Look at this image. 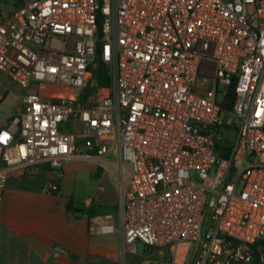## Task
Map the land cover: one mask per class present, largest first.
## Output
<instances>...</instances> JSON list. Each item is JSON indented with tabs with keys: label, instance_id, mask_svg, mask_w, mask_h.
<instances>
[{
	"label": "built area",
	"instance_id": "2783aa9c",
	"mask_svg": "<svg viewBox=\"0 0 264 264\" xmlns=\"http://www.w3.org/2000/svg\"><path fill=\"white\" fill-rule=\"evenodd\" d=\"M0 69L23 89L0 114V209L10 178L113 156L118 210L89 232L120 237V264L139 243L171 264H264V0H24L0 11Z\"/></svg>",
	"mask_w": 264,
	"mask_h": 264
},
{
	"label": "crops",
	"instance_id": "0c3cea01",
	"mask_svg": "<svg viewBox=\"0 0 264 264\" xmlns=\"http://www.w3.org/2000/svg\"><path fill=\"white\" fill-rule=\"evenodd\" d=\"M0 70L6 74L4 80L0 79V114H3L22 107L23 89L10 80L8 72ZM11 95L9 109L4 110V102ZM113 160V156H109L98 161L93 155L90 159L79 158L65 163L62 176L45 164L33 168L23 177L10 178L0 209V264H120V237L117 234L92 235L89 232L90 216L68 210L71 202L95 210L96 215L102 213H98L100 208L113 207V211L107 213L118 210L119 196L117 204L110 198L118 193L117 188L111 187L108 196L104 197L106 187L101 186L97 193L100 201L91 206L86 205L92 199L90 194L77 196L79 174L87 171L102 179L111 173ZM54 184L59 187L56 193L49 191ZM77 198L80 201L77 202ZM55 245H63L69 250V255L60 262L51 255ZM158 255L170 262L167 256ZM130 258L128 264H141L136 257Z\"/></svg>",
	"mask_w": 264,
	"mask_h": 264
},
{
	"label": "rangeland",
	"instance_id": "374dc122",
	"mask_svg": "<svg viewBox=\"0 0 264 264\" xmlns=\"http://www.w3.org/2000/svg\"><path fill=\"white\" fill-rule=\"evenodd\" d=\"M23 1L24 0H0V11L8 15L15 9L16 6H19ZM5 77H6V74L3 72H0V79L3 78L2 80H4ZM0 87L2 88L1 82H0ZM12 98H13V95L7 98V100L4 102V105H3L4 110L9 109V106L12 102L11 101ZM226 122L229 124H233L234 118L227 117ZM63 128H65L68 131H72L76 134L78 143L80 144L82 150H85L87 142H90V141L94 142V138L92 136L85 135L84 130L81 125H77V124L69 122V123H65L63 125ZM110 172L111 173L107 174V176H105L102 179L100 177L93 176L91 172H87V171L81 172L77 180V190H78L77 196H87V194H90L89 196L93 198L94 196L97 195V193H99L100 187L102 186V187H106V192L104 194V197H107L108 193L110 192L111 187L117 188V185L114 182L112 176L114 175L115 178H119L120 176L119 169L115 163L111 164ZM110 198H114V201L116 202V204L118 203V193H114V195L111 196ZM81 200H85V198L81 197ZM78 201H80V199L77 198V202ZM114 201L113 203H115ZM106 208L107 209L100 208L98 210V213L99 212L107 213V212L113 211V207H106ZM149 250L146 249V246L143 243H139L137 256L128 255L126 258L127 263H129L131 259L130 257H136L137 262L141 264H146V263L147 264H170L168 260L162 259L158 255L157 251L155 250L149 251ZM145 251L147 252L145 253Z\"/></svg>",
	"mask_w": 264,
	"mask_h": 264
},
{
	"label": "trees",
	"instance_id": "16d2710c",
	"mask_svg": "<svg viewBox=\"0 0 264 264\" xmlns=\"http://www.w3.org/2000/svg\"><path fill=\"white\" fill-rule=\"evenodd\" d=\"M96 78L98 80L99 85L106 86L108 84V81L106 79V72H105L104 66L101 65L98 68V70L96 72ZM68 210L74 211V212L79 213V214H88L89 216H94L97 213L95 210L86 209L85 207H82L80 203L75 204L73 202L68 204Z\"/></svg>",
	"mask_w": 264,
	"mask_h": 264
},
{
	"label": "bare ground",
	"instance_id": "6f19581e",
	"mask_svg": "<svg viewBox=\"0 0 264 264\" xmlns=\"http://www.w3.org/2000/svg\"><path fill=\"white\" fill-rule=\"evenodd\" d=\"M60 95H62V96H63L64 94L62 93V94H60Z\"/></svg>",
	"mask_w": 264,
	"mask_h": 264
}]
</instances>
